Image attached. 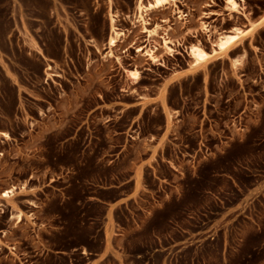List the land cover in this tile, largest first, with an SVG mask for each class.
<instances>
[{
    "label": "rangeland",
    "instance_id": "obj_1",
    "mask_svg": "<svg viewBox=\"0 0 264 264\" xmlns=\"http://www.w3.org/2000/svg\"><path fill=\"white\" fill-rule=\"evenodd\" d=\"M154 1L0 0V115L16 136L43 117L17 160L29 182L0 198V264H264V0ZM158 92L181 123L137 190Z\"/></svg>",
    "mask_w": 264,
    "mask_h": 264
},
{
    "label": "crops",
    "instance_id": "obj_2",
    "mask_svg": "<svg viewBox=\"0 0 264 264\" xmlns=\"http://www.w3.org/2000/svg\"><path fill=\"white\" fill-rule=\"evenodd\" d=\"M232 49L229 51L231 53ZM236 55H231L229 59H221L219 58L218 61L225 63L227 65V69L223 70V75H229L230 77L235 75L237 71L239 74V69L235 70L234 66L236 61ZM238 61V60H237ZM235 64V65H233ZM237 66V65H236ZM206 74L201 75V81L204 85L206 84ZM17 82H11L12 86L14 87L15 97L17 99L18 95L26 93L24 90L19 88L21 86V82L19 78H16ZM204 95V93L202 94ZM156 102H158L160 110L164 115V122L162 128L160 129L159 133L155 134H148V136H141L138 138V141L142 147L143 153L142 158L140 161L138 160L137 163L133 166L132 172L133 176L131 178L133 182V188L140 190L144 187V171L146 168L152 167V165L157 162V160L161 157L162 149L166 146L169 142L175 140V131H177V127L180 126L181 120H179L178 116L176 115V111L170 109L167 104V96L164 93H157L156 97L153 98ZM163 104L168 112V117L166 116V112L164 111ZM20 123L25 125L26 129L25 132L21 135H14L12 133V126L10 123L5 122L2 119V115H0V189L4 190L5 188H11L17 186L16 190L23 187L25 184L29 182L28 178L20 179L17 177V174L20 172L17 168V160L23 157H30L31 155V134L36 132L37 127L42 124L43 117L39 116L38 112H36L35 117L32 119L24 118L23 116L18 117ZM34 120V122H32ZM35 123V124H34ZM31 124H34V130L31 129ZM28 125V126H27ZM6 135V136H4ZM8 137V138H7ZM30 150V151H29ZM29 151V152H28ZM29 155V156H28ZM1 194V193H0ZM128 199L122 198L121 201L115 203L116 205H124V202ZM116 228H114V231Z\"/></svg>",
    "mask_w": 264,
    "mask_h": 264
},
{
    "label": "bare ground",
    "instance_id": "obj_3",
    "mask_svg": "<svg viewBox=\"0 0 264 264\" xmlns=\"http://www.w3.org/2000/svg\"><path fill=\"white\" fill-rule=\"evenodd\" d=\"M167 0H155L154 3L149 4L148 8H158L163 6ZM226 7L230 11H237L238 10V5L234 0H226ZM147 7L138 6V10L141 12L142 10L146 11ZM141 13L139 18H141ZM112 24V23H111ZM246 31H241L240 29H233L232 33L230 34H219L217 39L214 41V46L215 49L212 50V53L215 52H220V53H226L232 46H234L241 38V35H243ZM151 33V32H149ZM118 34L115 32V29L111 26V35L108 40L109 47L113 46L115 44V39L117 38ZM147 56H149L150 59H154L153 55L151 54V51H148L145 53ZM189 54L193 60V64H202L204 63L207 58L208 54L205 53L200 47L193 45L189 48ZM49 68V67H48ZM133 80H136L138 78L137 72H130L129 75ZM6 136V135H4ZM8 138V137H7ZM1 155V154H0ZM15 195V188L11 187L10 189L4 191L3 193L0 194V198L2 200H10L14 197ZM2 205V204H1ZM0 205V206H1ZM2 208V206H1ZM1 211V209H0ZM21 221V219L19 220Z\"/></svg>",
    "mask_w": 264,
    "mask_h": 264
}]
</instances>
